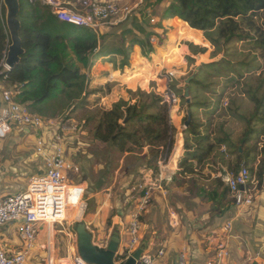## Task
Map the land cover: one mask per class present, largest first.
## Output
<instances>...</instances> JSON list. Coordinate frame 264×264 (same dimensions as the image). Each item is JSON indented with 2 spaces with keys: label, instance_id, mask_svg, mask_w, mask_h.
<instances>
[{
  "label": "rangeland",
  "instance_id": "374dc122",
  "mask_svg": "<svg viewBox=\"0 0 264 264\" xmlns=\"http://www.w3.org/2000/svg\"><path fill=\"white\" fill-rule=\"evenodd\" d=\"M69 2L76 3L75 8L69 4L67 6L81 11L78 5L79 0ZM101 2H111L123 11L130 10L121 20L113 19L98 23L93 31L100 35L102 42L122 47L123 32L131 30L133 21L137 18L148 31L156 34L153 36L154 40H151L155 52L143 56L140 48L134 47L126 65H124V57L120 55H101L95 60L89 72L87 101L83 104L78 103L75 110L54 108V113L57 114L54 118L42 117L46 124L50 121L56 122L51 126L53 129L65 125L70 128L69 131L64 132L63 146L66 155L80 167L79 174L70 176V184L82 188V204L85 206L82 218L75 219L74 212V216L63 222V225H55L57 228L55 227L56 235L53 239V255L49 259V264H52V261L55 263V260L56 264L68 262L62 259H72L70 251L71 257L78 255L76 228L79 222L87 225L88 231L93 235V242L99 249L107 248L112 235L115 232L120 233V225H126L127 217L121 220L119 213H123L125 206L131 207L132 200L127 199L135 194V186L141 184L143 180L140 170L148 168L153 159L150 151L144 156V150L141 148H133L129 153L121 154L110 146L96 142L93 133L98 122L96 113L98 114L99 110H110L120 100L131 104L137 100L142 101L144 98L141 96L142 93L155 94L165 99L170 91L178 97L180 112H183L186 117L187 99L184 95L188 87L191 104L192 102L202 104L197 105L196 107L200 106L197 109L192 108L194 114H197L202 106L214 108L212 110L214 117H209L210 122H207L211 123L213 130L212 140L224 138L227 133L231 135V141L237 144L245 130V123L240 116H248L253 109V105L243 93L242 84L246 82L257 87L256 85L264 80V58L261 59V50L256 48L253 41L232 43L219 41L218 37L229 20V17L222 13H219L210 25L201 28L195 20L187 22L180 16L165 17L168 1L160 3L158 0H103ZM241 22L246 28V22ZM254 22H256V28L260 26L261 30L264 15H257ZM251 34L252 37L259 36L258 39H263L260 31H254ZM262 34L264 35V29ZM103 37L106 39L103 40ZM260 46L264 47L263 43ZM193 76L191 84L187 85V81ZM230 78L234 81L230 82ZM195 80L199 83L194 85L192 83ZM146 100L151 102L152 98ZM15 130L12 136L17 133ZM23 134H16V136L20 138L17 144L22 145L20 149L22 159H26L30 157V153L33 154L35 141L33 138H24ZM259 140L262 139L256 138L251 145L240 147L241 153L243 154L253 146H258L257 148L260 149L263 140L260 144ZM227 160L233 161L234 157L227 156ZM253 168L256 170L257 165ZM256 186L258 188L255 194L258 196L260 193L263 194L264 181ZM252 188L255 186L253 185ZM194 189L199 194L197 186ZM73 190L77 194L81 192L77 188ZM159 196L155 194L153 201L158 208L155 224L157 231L160 230ZM203 197L208 201L207 196ZM230 198L232 200L231 195ZM147 216L148 214L142 219L143 223L148 222ZM43 243H47V239H44ZM156 244L157 247L160 246V243ZM41 246L42 243L38 239L30 255L35 252L34 256L43 258L41 264H48L49 249ZM218 249L217 247L215 251ZM119 254H122L121 250ZM119 254L118 257H120ZM118 257L117 263L120 262ZM34 262L37 261L34 260Z\"/></svg>",
  "mask_w": 264,
  "mask_h": 264
},
{
  "label": "trees",
  "instance_id": "16d2710c",
  "mask_svg": "<svg viewBox=\"0 0 264 264\" xmlns=\"http://www.w3.org/2000/svg\"><path fill=\"white\" fill-rule=\"evenodd\" d=\"M165 1L169 2L165 17L180 16L187 22L195 20L201 28L210 25L219 13L229 17L218 37L219 41L232 43L251 40L261 50V59L264 58V47L260 46L262 43L264 45V22L261 30L260 26L256 28L254 22L257 15H264V0H158L160 3ZM20 4V36L25 53L12 70L2 72L3 67L0 66V82L12 89L13 100L25 105L33 115L54 118L57 116L54 113L56 107L60 110H75L78 103H85L90 83L88 73L101 55H120L124 57L126 65L134 47H139L143 56L155 52L151 39L156 34L148 31L137 18L133 21L132 29L123 32L122 47H117L102 42L100 35L93 29L76 26L70 28L72 25L60 22L51 7L44 5L41 0H20ZM241 21L246 22V28ZM254 31H260L263 39L252 37ZM10 45L6 8L3 0H0V65ZM229 81L234 80L230 78ZM197 83L195 80L192 84ZM242 86L243 93L253 105L248 116H240L245 123L242 137L237 144L231 141V135L227 133L224 138L212 140V136L202 134L201 124L193 116L191 127L184 133L185 155L179 162L180 183L197 186L195 177L200 175L199 166L216 151L215 159L225 162L232 174H237L241 167H247L258 185L263 183L264 80L257 87L246 82ZM141 96L143 100H137L134 104L120 100L110 110H99L96 113L98 122L93 137L96 142L110 146L121 154L129 153L133 148L148 147L150 156H153L148 169L157 174L160 160L174 146L176 129L170 124V108L161 96L145 93ZM150 98L152 101L148 102L146 99ZM197 105L202 104L193 102L190 106ZM204 108L207 107L202 106ZM256 138L263 140H259V144L262 141V147L259 149L253 146L242 154L239 148L251 145ZM223 146L225 153L220 154L218 151ZM227 156L234 157V160L228 162ZM255 165L256 170L253 168ZM187 177L191 179L184 181ZM198 179L201 182L204 177L199 176ZM214 185L215 191L207 194V198L217 204V211H221L230 199V189L222 178L216 179ZM199 191L200 197L206 196L203 188Z\"/></svg>",
  "mask_w": 264,
  "mask_h": 264
},
{
  "label": "crops",
  "instance_id": "0c3cea01",
  "mask_svg": "<svg viewBox=\"0 0 264 264\" xmlns=\"http://www.w3.org/2000/svg\"><path fill=\"white\" fill-rule=\"evenodd\" d=\"M61 1L66 3V5L69 4L71 7H74L77 3L76 1L73 4L69 2L70 0L67 2L66 0ZM4 90H8V87L0 82V99ZM199 107L195 106L191 107V109ZM212 110H214L212 106H208L206 110L201 107L198 113L194 114L192 109L195 120L201 124L200 130L202 134L208 136H213L211 123H207L208 121L210 122L208 120L209 117H214ZM180 111L179 105L170 110V124L176 129L175 143L170 152L166 151L164 158L158 164L157 174L164 180L162 189L155 191L156 195H160V198L158 197V200H160V230L157 231L155 227L158 208L154 203L147 216L148 222L143 223L142 243L146 244L147 248L153 251L157 247L156 243H160L157 249L165 250V256L161 259L160 264H178L181 252L186 249L191 250L190 264H204L207 260L213 258L217 247L219 249H227L230 254L224 264H264V193H260L259 196L256 194L255 204L247 208L236 207L232 201L233 199L231 200L230 198V201L226 202L221 211H217L218 206L214 201H209L208 198L207 201L203 199L204 197H200V188L205 190L207 196V194L215 191L213 183L216 179L222 178L225 183L230 176L231 172L228 170L225 162H219L215 159L214 155L217 151L199 166V176L204 177V180H206L200 182L198 181L199 176L195 177L198 182L197 190L199 194L194 191L195 184L180 183V175H178L180 172L179 162L185 155L184 133L186 130L184 128L186 117ZM16 132L18 135L24 133ZM16 134L10 135L6 140L0 141V200L6 196L25 192L30 178L40 175L45 171V162L41 157L36 156L35 148L33 154L30 153V157L22 159L20 150L22 145L21 143L17 144L20 138ZM23 135L24 138H33L35 141V134L33 135L32 132L27 130ZM143 150V155H148V147ZM218 152L220 154L225 153V147H221ZM194 165L197 166V163L194 162ZM140 173L143 175V178L145 175H157L152 169H148L147 167L140 170ZM190 179V177H187L183 180L187 181ZM207 182L211 184L205 185ZM256 185H258L257 182L254 184L255 190L258 188ZM221 190H218L219 194ZM73 205L75 207H68L67 220L72 218L74 212L75 219L82 218L83 216L76 209V203ZM127 207H124L122 214L121 212L119 213L121 220L127 217L126 225H120L121 253L124 252L128 243L127 223L132 206L127 205ZM55 227L52 230V224L46 225L44 229H41L39 236V241L42 243L41 247L43 248L46 244L43 243V240L47 239V233L49 232V228H51V240H49L51 254L49 259L53 255V239L57 228ZM19 228V223L6 224L0 228V247L8 256H14L23 249ZM34 253L29 255L28 264H41V259L43 260V258H37L34 256ZM69 254L71 258L72 252L70 251ZM34 260L37 262L35 263ZM52 264H56V260L55 263L52 261Z\"/></svg>",
  "mask_w": 264,
  "mask_h": 264
},
{
  "label": "built area",
  "instance_id": "2783aa9c",
  "mask_svg": "<svg viewBox=\"0 0 264 264\" xmlns=\"http://www.w3.org/2000/svg\"><path fill=\"white\" fill-rule=\"evenodd\" d=\"M42 2L51 7L60 22L81 28L94 29L99 22L121 20L130 12L129 9L123 11L111 2L99 0H79L81 11L74 10L61 0ZM6 58L7 54L0 65L3 67L2 72L10 71L5 64ZM13 94L12 89L8 88L3 91L0 99V140H6L15 129L24 133L28 130L35 134V154L44 160L45 171L30 178L25 192L0 200V228L6 224L19 223V235L23 243L22 251L14 256H8L0 247V264H28L30 252L38 242L41 229L46 225H61L67 221L66 216L74 188L70 184V176L79 174L80 167L66 155L63 146L64 132L70 128L66 125L51 128L56 124L55 121L46 124L41 116L33 115L25 105L16 103ZM164 100L170 110L179 103L178 97L170 91ZM38 133L40 134L37 135ZM163 182L158 174L145 175L141 184L135 186V194L130 197L132 210L127 223L128 243L124 252L121 255L118 253L120 262L117 263L115 259L116 264H124L140 248L143 241L142 219L149 213L154 201V192L162 189ZM256 182L247 167H242L237 174H230L225 183L230 189L236 207L247 208L255 204L256 194L252 186ZM43 248L49 249V260L51 249L48 241ZM190 251L186 249L181 252L178 264H190ZM164 256L163 249L153 251L147 248L137 264H160ZM229 256L228 250L221 248L204 264H224ZM71 258L62 259L68 262L61 264H88L79 255L75 254Z\"/></svg>",
  "mask_w": 264,
  "mask_h": 264
},
{
  "label": "water",
  "instance_id": "95a60500",
  "mask_svg": "<svg viewBox=\"0 0 264 264\" xmlns=\"http://www.w3.org/2000/svg\"><path fill=\"white\" fill-rule=\"evenodd\" d=\"M6 8V26L11 39V45L8 49L6 66L12 70L21 61V56L25 53L21 39L22 23L20 20L21 4L20 0H3ZM194 76L187 81L190 85ZM184 97L187 99L186 121L184 128L187 130L193 123V112L191 109L190 91L187 87ZM242 152V150H240ZM78 238V255L88 264H116L115 259L120 250V233L115 232L105 250L99 249L93 242V235L88 231V227L84 222L77 223L76 228ZM147 245L142 243L140 248L124 263L137 264L143 253L146 251Z\"/></svg>",
  "mask_w": 264,
  "mask_h": 264
},
{
  "label": "bare ground",
  "instance_id": "6f19581e",
  "mask_svg": "<svg viewBox=\"0 0 264 264\" xmlns=\"http://www.w3.org/2000/svg\"><path fill=\"white\" fill-rule=\"evenodd\" d=\"M74 188L80 189L81 192L79 194H77L76 191L72 192V196H71L72 199H71L69 207L74 206L73 204L76 203L77 204L76 209H78V211H80L83 214L84 213V208H85L84 204H82L83 203L82 202L83 190L81 188H78V187H74ZM54 226L55 225L52 224V230H54ZM47 240H48V242L50 240V228H49V232L47 234Z\"/></svg>",
  "mask_w": 264,
  "mask_h": 264
}]
</instances>
